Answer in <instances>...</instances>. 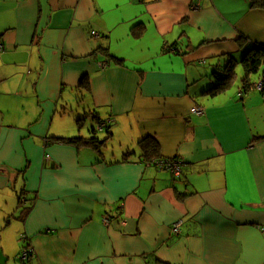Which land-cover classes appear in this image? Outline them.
I'll list each match as a JSON object with an SVG mask.
<instances>
[{"label":"crops","instance_id":"1","mask_svg":"<svg viewBox=\"0 0 264 264\" xmlns=\"http://www.w3.org/2000/svg\"><path fill=\"white\" fill-rule=\"evenodd\" d=\"M0 44V264H264V0H0Z\"/></svg>","mask_w":264,"mask_h":264},{"label":"trees","instance_id":"2","mask_svg":"<svg viewBox=\"0 0 264 264\" xmlns=\"http://www.w3.org/2000/svg\"><path fill=\"white\" fill-rule=\"evenodd\" d=\"M237 63L228 62V65L224 68L222 73H216L217 83L216 86L210 90V92H219L224 87H227L228 84L231 82L234 76V67ZM241 64L245 70V79L244 85L245 88H250V84L248 83L246 77L248 75L257 73L260 68L264 65V47L256 46L249 50L244 57L241 59ZM264 74V70H263ZM261 93L264 94V81L262 83V90ZM97 118V117H96ZM98 119V118H97ZM102 122L101 119H98V123ZM96 124V125H97ZM61 141H65L66 143L71 144H83V145H95L97 143V139L95 137L90 138L88 140L83 139L81 137H73L69 139H63ZM141 147L143 150V157L146 161L154 163V160H159L158 155V143L154 138L147 137L141 142ZM157 159V160H156ZM27 247V246H26Z\"/></svg>","mask_w":264,"mask_h":264},{"label":"built area","instance_id":"3","mask_svg":"<svg viewBox=\"0 0 264 264\" xmlns=\"http://www.w3.org/2000/svg\"><path fill=\"white\" fill-rule=\"evenodd\" d=\"M92 36L96 39L101 38V34L97 31H93L92 32ZM3 50V46L2 44H0V51ZM99 67L103 70H105L108 67V63L107 62H101L98 64ZM258 89L261 91L262 90V84H260L258 86ZM193 113H196L198 115H201L203 113V109L202 108H194L192 110ZM109 121H102L100 123L97 124L96 126V130L97 131H103L107 125H108ZM156 166H158L161 169H165L167 171H169L174 178H181L183 175V168H182V164L176 160H167V159H159L157 161L154 162ZM183 225V221L181 220L180 222H177L174 227H173V232L174 234H178L180 232V229ZM21 240L23 242H26V237L22 236ZM33 256V253L31 251V249L29 247H23V249L21 250L20 254H19V260L21 262H28Z\"/></svg>","mask_w":264,"mask_h":264},{"label":"rangeland","instance_id":"4","mask_svg":"<svg viewBox=\"0 0 264 264\" xmlns=\"http://www.w3.org/2000/svg\"><path fill=\"white\" fill-rule=\"evenodd\" d=\"M223 74V73H222ZM245 76V75H244ZM80 117H84L83 115H80ZM85 121H86V128L88 129V127L89 128H91V122H92V119L91 118H89V119H87V118H85Z\"/></svg>","mask_w":264,"mask_h":264},{"label":"clouds","instance_id":"5","mask_svg":"<svg viewBox=\"0 0 264 264\" xmlns=\"http://www.w3.org/2000/svg\"><path fill=\"white\" fill-rule=\"evenodd\" d=\"M237 71L239 72V71H241V69L238 68ZM233 90H234V89H233ZM225 98H226V97H222V99H225Z\"/></svg>","mask_w":264,"mask_h":264},{"label":"water","instance_id":"6","mask_svg":"<svg viewBox=\"0 0 264 264\" xmlns=\"http://www.w3.org/2000/svg\"><path fill=\"white\" fill-rule=\"evenodd\" d=\"M91 127H92V124H91ZM93 129H94V130H93L94 132H96V131H97V130H96V127H95V128H93Z\"/></svg>","mask_w":264,"mask_h":264}]
</instances>
